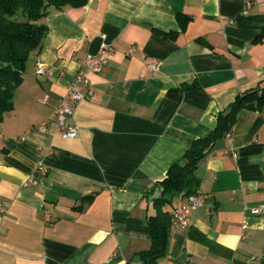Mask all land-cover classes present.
Wrapping results in <instances>:
<instances>
[{
  "label": "crops",
  "instance_id": "0c3cea01",
  "mask_svg": "<svg viewBox=\"0 0 264 264\" xmlns=\"http://www.w3.org/2000/svg\"><path fill=\"white\" fill-rule=\"evenodd\" d=\"M177 13L190 17L185 31L156 35L179 30ZM40 21L47 33L0 122V264H141L169 165L238 94L264 87V34L255 41L264 0H88L51 8ZM100 34L114 51L89 75L94 97L79 101L68 122L76 137L62 138L58 101ZM195 174L204 205L187 226H170L158 264H264V212L250 213L264 204V104H242Z\"/></svg>",
  "mask_w": 264,
  "mask_h": 264
},
{
  "label": "trees",
  "instance_id": "16d2710c",
  "mask_svg": "<svg viewBox=\"0 0 264 264\" xmlns=\"http://www.w3.org/2000/svg\"><path fill=\"white\" fill-rule=\"evenodd\" d=\"M88 0H0V122L5 112L13 107L14 96L22 82L26 63L30 53L40 48L47 33V26L40 20L51 8L63 10L67 7L84 6ZM179 30L164 31L154 28L161 38H175L179 31H185L190 17L176 14ZM264 33L255 41H260ZM197 41L202 42L201 39ZM183 86L182 89L196 88ZM172 92V90L168 91ZM248 100H256L264 104V87L257 86L238 94L224 111L216 116L215 126L204 136L191 141L183 155L173 161L166 170L164 178L156 186L160 189L158 196L152 199L154 214L147 217L151 246L139 253L141 264H158L166 253L167 235L172 225V205L175 197H186L199 189L200 179L195 170L198 162L204 158L217 140L230 130L242 104ZM91 194L85 195L81 203L72 208L80 210L82 202H89ZM193 237L204 240L202 236Z\"/></svg>",
  "mask_w": 264,
  "mask_h": 264
},
{
  "label": "built area",
  "instance_id": "2783aa9c",
  "mask_svg": "<svg viewBox=\"0 0 264 264\" xmlns=\"http://www.w3.org/2000/svg\"><path fill=\"white\" fill-rule=\"evenodd\" d=\"M100 43L96 53L88 54L82 61V65L78 67L75 72L73 79L70 80L65 86V94L63 98L58 101L54 128L56 133H58L62 138H73L76 137L77 128L71 126L68 122L72 118L76 104L85 99H91L94 97V91L91 88V82L89 75L93 73H98L102 66L106 64L108 57L113 53L114 48L109 43L104 34H100ZM134 47H129L128 52H132ZM147 64V69L149 71H155L158 69L159 64L156 62H149ZM46 71V66L44 63H37L35 67L36 75H43ZM47 96L44 97V100ZM48 121H42L35 128L38 131H44L46 129ZM39 170L45 172V167L39 166ZM27 182L36 183V180L29 176L26 180ZM205 198L202 192L197 189L193 194L185 197L182 203L175 207L172 211V225L173 226H187L189 213L198 207L204 205ZM6 204L0 201V213H5ZM250 213H263L264 204L251 208ZM166 264V263H162Z\"/></svg>",
  "mask_w": 264,
  "mask_h": 264
},
{
  "label": "rangeland",
  "instance_id": "374dc122",
  "mask_svg": "<svg viewBox=\"0 0 264 264\" xmlns=\"http://www.w3.org/2000/svg\"><path fill=\"white\" fill-rule=\"evenodd\" d=\"M27 66V65H26ZM25 69H26V67H25ZM24 75V74H23ZM22 78H23V76H22ZM177 203V201H174V202H172V205H175ZM175 207H177V205L175 206Z\"/></svg>",
  "mask_w": 264,
  "mask_h": 264
}]
</instances>
